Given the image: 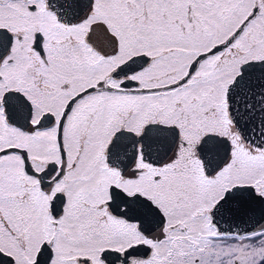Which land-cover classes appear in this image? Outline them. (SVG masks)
Wrapping results in <instances>:
<instances>
[{"label":"snow or ice","instance_id":"snow-or-ice-1","mask_svg":"<svg viewBox=\"0 0 264 264\" xmlns=\"http://www.w3.org/2000/svg\"><path fill=\"white\" fill-rule=\"evenodd\" d=\"M217 216L264 222V0H0V264H178Z\"/></svg>","mask_w":264,"mask_h":264},{"label":"flooded vegetation","instance_id":"flooded-vegetation-1","mask_svg":"<svg viewBox=\"0 0 264 264\" xmlns=\"http://www.w3.org/2000/svg\"><path fill=\"white\" fill-rule=\"evenodd\" d=\"M219 223L217 216L211 230L207 223L198 225L193 233L195 238L182 249L178 264H238V253L243 255L247 252L249 241L264 239V230L243 236L230 235V227H222ZM259 250L262 257L252 264H264V245ZM247 259V264H250L249 258Z\"/></svg>","mask_w":264,"mask_h":264},{"label":"water","instance_id":"water-1","mask_svg":"<svg viewBox=\"0 0 264 264\" xmlns=\"http://www.w3.org/2000/svg\"><path fill=\"white\" fill-rule=\"evenodd\" d=\"M223 218V220H221ZM219 224L222 227H230V235L234 234L237 236H243L245 234H252L254 232L264 230V222H260V225L249 223L248 221H239V220H232L228 217H220L219 216ZM225 222V223H223Z\"/></svg>","mask_w":264,"mask_h":264},{"label":"rangeland","instance_id":"rangeland-1","mask_svg":"<svg viewBox=\"0 0 264 264\" xmlns=\"http://www.w3.org/2000/svg\"><path fill=\"white\" fill-rule=\"evenodd\" d=\"M261 241V242H260ZM260 241L254 240V241H249V247L247 252H244L243 255L239 252L238 254L240 255L239 260H237L238 264H247V261L249 258L250 264L254 263L257 261L259 258L262 257V252H260V248L262 245H264V239H261ZM240 250V248H238ZM264 253V251H263Z\"/></svg>","mask_w":264,"mask_h":264}]
</instances>
